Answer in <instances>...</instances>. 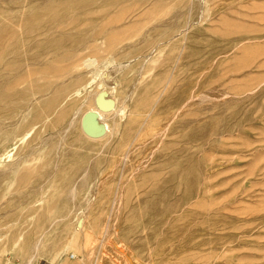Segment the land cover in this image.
<instances>
[{
    "label": "rangeland",
    "instance_id": "rangeland-1",
    "mask_svg": "<svg viewBox=\"0 0 264 264\" xmlns=\"http://www.w3.org/2000/svg\"><path fill=\"white\" fill-rule=\"evenodd\" d=\"M124 2L131 54L19 71L30 106L19 127L1 121L14 135L0 142V264H264V0ZM85 114L89 133H112L86 136Z\"/></svg>",
    "mask_w": 264,
    "mask_h": 264
},
{
    "label": "bare ground",
    "instance_id": "bare-ground-1",
    "mask_svg": "<svg viewBox=\"0 0 264 264\" xmlns=\"http://www.w3.org/2000/svg\"><path fill=\"white\" fill-rule=\"evenodd\" d=\"M5 1V0H4ZM63 1V0H62ZM61 0H36V1H32L29 2V4L27 5H23V6H10L9 8H7L8 6H0V129H3L1 135H0V142L1 141H6L8 140L7 138L9 136L14 135L12 130L9 128L6 129L4 126V122L2 123L1 121L5 120H10V122L15 125L17 124V127H19L18 123H17V118L20 115H25L24 113L27 112L29 110V106L28 105V97H26L27 95V91L26 90H20L21 88H15V82L18 80L19 75L21 73H19V71L21 70L24 64V62L29 64H33L34 62L39 61V63L43 62L44 60H49L48 58H58L62 61H74L75 63H77V68H79L81 66L82 62L81 60L83 58H87L89 61H91V59L93 58V60L91 61V63L89 65H87V67H89L90 65H93L95 62V57L99 56L100 54H105V57L107 56L108 58L112 59V58H116V57H123L126 55V53L131 54V50L132 47H134V44L132 41L130 43L125 42V37H121V35H125L126 33H131L130 35L128 34V37H133L136 35V33L138 32L137 26L134 25L133 23H126L123 21L124 19H120L121 16L127 11L128 7L126 6H116V4H118L120 2V0H106V2H104V0H102L103 2H99V6H97V0H80L78 1L79 4L76 6H68L66 5V3H63ZM70 0H68L69 2ZM73 2V0H71ZM125 4L127 3V5H131L128 0H124ZM128 1V2H126ZM135 0H133L134 2ZM138 1V0H137ZM141 1V0H140ZM7 2V1H6ZM9 2V1H8ZM7 2V3H8ZM11 2V1H10ZM56 4H55V3ZM67 2V1H66ZM132 2V3H133ZM27 3V2H26ZM135 3V2H134ZM133 3V4H134ZM137 3V2H136ZM54 5V6H52ZM135 5V4H134ZM27 7L28 8V14H25V12H22L26 15V18H22L23 20L20 19V17H24L23 15H19L20 11L24 8ZM132 7V6H131ZM188 7V6H187ZM186 7V8H187ZM132 10V9H131ZM190 10V9H189ZM181 11V10H180ZM130 12V11H129ZM184 12V10H183ZM182 12V13H183ZM186 12V11H185ZM175 14L177 13V11L174 12ZM188 13V12H187ZM127 14V13H126ZM173 14V13H172ZM174 14V15H175ZM185 14V13H184ZM183 14V15H184ZM29 15V16H28ZM160 15V14H159ZM162 15V14H161ZM164 15V14H163ZM187 15V14H186ZM112 16V17H111ZM167 16V15H166ZM176 16V15H175ZM181 16V15H179ZM185 16V15H184ZM175 18L174 16H169V18ZM182 17V16H181ZM164 18V17H163ZM168 17H166L165 19H167ZM183 18V17H182ZM158 19V17L156 18ZM160 19V17H159ZM162 19V18H161ZM122 20V21H121ZM173 20V19H172ZM158 21V20H157ZM168 21V20H166ZM175 20H173L172 22H174ZM179 21V20H177ZM154 22V21H153ZM170 22V20H169ZM141 23V22H140ZM176 23V21H175ZM151 24V23H149ZM155 24V23H154ZM181 24V23H180ZM152 25V24H151ZM156 25V24H155ZM159 25V24H157ZM182 25V24H181ZM179 25V26H181ZM146 26V25H145ZM150 26V25H148ZM160 26V25H159ZM177 26V25H175ZM18 27V29L16 28ZM137 28V29H136ZM151 28V27H150ZM149 28V29H150ZM155 28V27H154ZM143 29V28H142ZM146 29H148V27H146ZM146 29H144V32H140L142 33V35L144 33H146ZM148 29V30H149ZM158 29V28H157ZM146 30V31H145ZM155 32V29H151V31ZM162 30V28H161ZM176 30V29H175ZM150 31V30H149ZM157 31V30H156ZM159 31V30H158ZM166 32V31H165ZM151 33V32H150ZM138 34V33H137ZM153 34V33H152ZM156 33H154L155 35ZM169 35V32L166 33L164 35L165 38L171 37V35ZM173 34V33H172ZM177 34V33H176ZM175 34V35H176ZM123 35V36H124ZM147 35V36H146ZM151 35V34H149ZM148 34H145L144 37H148ZM167 35V36H166ZM138 36V35H137ZM161 36V34L159 35ZM175 37V36H174ZM151 41V38L148 37ZM153 38V37H152ZM163 38V37H162ZM164 38V39H165ZM250 38V37H248ZM135 39H138L135 38ZM147 39V38H145ZM155 39V38H154ZM158 38L156 37V40ZM241 39V38H240ZM246 39V37H245ZM259 39V38H258ZM153 40V39H152ZM155 40V41H156ZM239 40V39H238ZM237 40V41H238ZM244 40V39H242ZM252 40V39H251ZM106 41V42H105ZM138 41L142 42L143 37H139ZM137 41V42H138ZM147 41L146 42H150ZM154 41V42H155ZM160 41H162V39H160ZM248 41V40H247ZM138 42V43H139ZM140 42V43H141ZM159 42V41H158ZM156 42V43H158ZM144 43V42H142ZM147 44V43H146ZM152 44V42H151ZM149 44V45H151ZM155 43H153L152 45H154ZM141 45V44H140ZM148 45V46H149ZM235 45V44H234ZM144 47V45H142ZM155 47V46H154ZM235 47V46H234ZM150 49V47H149ZM148 49V50H149ZM138 50V49H137ZM135 51V49L133 50V52ZM150 52V51H149ZM144 54V53H143ZM88 55V57H87ZM214 55V54H213ZM116 56V57H115ZM129 57V55H127ZM145 57V55H144ZM147 57V55H146ZM215 57V56H214ZM101 58V57H100ZM139 58V57H138ZM148 58V57H147ZM212 58V57H211ZM123 59V58H122ZM125 59V58H124ZM215 59V58H214ZM212 59V60H214ZM98 60V59H97ZM102 60V59H101ZM108 60V59H107ZM209 59V61H212ZM51 61V60H50ZM84 61V60H83ZM94 61V62H93ZM114 61V59H113ZM122 61V60H121ZM208 61V62H209ZM47 62V61H44ZM104 62V61H103ZM206 62V64L208 63ZM40 65L43 66L44 64L42 63ZM210 63V62H209ZM208 63V64H209ZM63 64V63H62ZM98 64V62H97ZM124 64V63H123ZM25 65V64H24ZM52 65V64H51ZM205 65V62L204 64ZM31 66V65H30ZM34 66V65H33ZM57 66V65H54ZM66 66V64H65ZM29 67V66H28ZM36 67V65H35ZM53 66L49 67L47 66H43L42 68H39L41 70H48L50 68H52ZM30 68V67H29ZM37 68H38V64H37ZM70 68V67H69ZM90 68V67H89ZM203 68V67H202ZM25 69L26 68H22ZM31 69V68H30ZM29 69V70H30ZM88 69V68H87ZM32 70V69H31ZM70 69H68L67 71H69ZM74 70V69H73ZM71 70V71H73ZM35 71V70H34ZM62 71V70H60ZM82 71V69H81ZM80 70L78 72H81ZM30 72V71H29ZM43 72V71H42ZM59 72V71H58ZM82 72H85L84 70ZM86 72L88 73V71L86 70ZM37 73V72H35ZM64 73V72H63ZM202 73V72H201ZM46 74V73H45ZM82 77V74L79 73ZM33 75V74H32ZM199 78H200V74ZM52 76H54L52 74ZM57 77H59L60 75H55ZM66 76V75H65ZM74 75H72L73 77ZM25 77V76H24ZM35 77V76H34ZM62 77V75H61ZM84 77V76H83ZM197 77V76H196ZM33 77H31L30 80ZM38 78V77H37ZM68 78V76H67ZM70 78V77H69ZM77 78V77H76ZM191 78V77H190ZM194 78V77H192ZM198 78V77H197ZM198 78V80H199ZM21 80V79H20ZM27 80V79H25ZM29 80V82L31 83V81ZM66 80V78H65ZM68 80V79H67ZM195 81V79H193ZM192 80V81H193ZM23 81V80H22ZM58 81V80H57ZM57 81L55 83H57ZM64 81V80H63ZM189 81V80H188ZM33 82V81H32ZM36 82V81H35ZM59 82V81H58ZM62 83V80L60 81ZM67 82V81H66ZM20 83V82H19ZM28 83V82H27ZM60 83V84H61ZM68 83V82H67ZM82 83V81H81ZM96 83V82H95ZM17 84V83H16ZM53 84V83H52ZM58 84V83H57ZM198 84V83H197ZM45 85V84H44ZM196 85V84H195ZM21 86V85H20ZM26 86V85H25ZM35 86V85H34ZM99 86V85H98ZM101 86V84H100ZM55 87V85H54ZM57 87V86H56ZM94 87V85H93ZM191 87V86H190ZM33 88V87H31ZM52 88V87H51ZM59 88V87H58ZM54 89V88H53ZM64 89V88H63ZM71 89V88H70ZM74 89V88H73ZM196 89V88H195ZM194 89V90H195ZM39 90V89H38ZM48 90V89H47ZM201 90V89H200ZM58 91V90H56ZM112 91V90H111ZM184 91V89H183ZM34 92V91H32ZM35 92H38L37 90ZM50 92V90H49ZM65 92V91H64ZM92 92V91H91ZM94 92V91H93ZM102 92V91H101ZM42 93V92H41ZM55 93V92H54ZM61 93V92H59ZM89 93V92H88ZM121 93V92H120ZM129 93V92H128ZM46 94H50L48 92H46ZM53 94V93H52ZM91 94V93H90ZM88 94V95H90ZM94 94V93H93ZM98 94V93H97ZM101 94V93H100ZM99 94V95H100ZM103 94V93H102ZM122 94V93H121ZM124 94V93H123ZM122 94V95H123ZM189 94H191V92H189ZM202 94V92H201ZM43 95V94H42ZM41 95V96H42ZM55 95V94H53ZM69 95V94H68ZM87 95V96H88ZM106 95V93H105ZM119 95V94H118ZM188 95V93H187ZM192 95V94H191ZM197 95V94H196ZM39 96V95H38ZM63 96L65 97L64 93ZM62 96V97H63ZM121 97V95H119ZM199 96V93H198ZM30 97V96H29ZM46 97V99L49 97ZM44 97H42L44 99ZM61 97V96H60ZM89 97V96H88ZM87 97V98H88ZM94 97V96H93ZM105 97V96H104ZM118 97V98H120ZM191 97V96H190ZM20 98H24L25 100V104L26 106L21 107L19 104L16 103V101ZM34 98V97H33ZM57 98V97H56ZM86 98V99H87ZM102 98L103 97H99L97 98V104H100L102 106L103 109H107L108 108V103H104L102 102ZM122 98V97H121ZM192 98V97H191ZM49 99V98H48ZM47 99V102L50 100ZM55 99V98H54ZM60 99V98H59ZM85 99V100H86ZM123 99V98H122ZM181 99V98H180ZM194 99V98H193ZM192 99V100H193ZM35 100V99H34ZM62 100V98H61ZM61 100L59 102H61ZM64 100V98H63ZM124 100V99H123ZM122 100V101H123ZM188 100H191L190 98H188ZM42 99H41V103H42ZM45 101V100H44ZM43 101V103H44ZM56 101V100H55ZM93 101V100H92ZM178 101V100H177ZM177 101H175L177 103ZM180 101V100H179ZM178 101V102H179ZM24 102V101H23ZM30 102V101H29ZM46 102V101H45ZM46 102V103H47ZM51 102V101H50ZM124 102V101H123ZM173 102V103H175ZM187 102V101H186ZM185 102V103H186ZM22 104V102H20ZM49 103V102H48ZM47 103V105H49ZM184 103V104H185ZM33 104V101L31 103V105ZM55 104V103H54ZM53 104V105H54ZM24 105V104H23ZM28 105V106H27ZM51 105V104H50ZM123 105V104H122ZM83 106V105H81ZM79 106V107H81ZM93 106V104H92ZM175 104L172 106L174 108ZM182 106V105H181ZM49 107V106H48ZM52 107V106H50ZM176 107V106H175ZM25 108V109H24ZM47 108V107H46ZM121 108V107H120ZM184 108V107H183ZM208 108V107H207ZM206 108V109H207ZM35 109V108H33ZM32 109V110H33ZM50 108L46 109L49 110ZM92 109V108H91ZM177 109V107H176ZM179 109V108H178ZM97 110V109H96ZM120 110V109H119ZM175 110V108H174ZM183 110V109H181ZM180 110V111H181ZM203 110V109H202ZM201 110V111H202ZM52 111V110H51ZM50 111V112H51ZM65 111V110H64ZM78 111V110H77ZM167 111V110H166ZM177 111V110H176ZM201 111H199V114L201 113ZM208 111V109H207ZM29 112V111H28ZM31 112V111H30ZM37 112V111H36ZM49 112V111H48ZM88 112V111H87ZM96 112V111H95ZM116 112V111H115ZM165 112V111H164ZM163 112V114H164ZM171 112L172 109H171ZM38 113V112H37ZM92 113V112H91ZM101 113V112H99ZM169 114V112H167ZM178 113V112H177ZM35 114V113H34ZM62 114V113H61ZM94 114L95 118L97 115V113H92ZM110 114V113H108ZM63 115V114H62ZM74 115V114H73ZM35 116V115H34ZM65 116V115H64ZM105 116V115H104ZM169 117V115H166ZM171 116V114H170ZM173 116V114H172ZM171 116V117H172ZM205 116V115H204ZM60 117V116H59ZM58 117V118H59ZM153 117V116H152ZM174 117V116H173ZM203 117V115L201 116ZM201 117H199V119H201ZM26 117H23V120ZM72 118V117H71ZM82 118V117H79ZM87 118H91V117H87ZM94 118V117H93ZM94 118V119H95ZM149 118V117H148ZM147 118V119H148ZM92 119V118H91ZM105 119V118H104ZM107 119V118H106ZM151 118L148 119L145 122L150 123L149 120ZM174 119V118H173ZM190 119V118H187ZM194 119V118H193ZM192 119V120H193ZM198 119V120H199ZM20 120V117H19ZM68 120V119H67ZM70 120V119H69ZM80 120V119H79ZM100 119H98L99 122ZM102 120V119H101ZM145 120V119H144ZM152 120V119H151ZM166 120V117L165 119ZM169 120V119H168ZM197 120V119H194ZM104 121V120H102ZM106 121V120H105ZM104 121V122H105ZM116 121V120H115ZM114 121V122H115ZM119 121V120H118ZM117 121V122H118ZM170 121V120H169ZM168 121V122H169ZM25 122V121H24ZM81 122V120H80ZM102 124V126L100 128H94L92 130L93 134H101L100 136L97 137H93V140H99L102 139L104 137H106L107 135H110L112 132L110 131V128L108 126V124L104 123ZM154 122V121H153ZM9 123V121L7 122ZM20 123V121H19ZM10 124V123H9ZM80 124V123H79ZM113 124V123H112ZM145 124V125H146ZM153 124V123H152ZM150 123V125H152ZM167 124L164 123V125ZM11 125V124H10ZM9 125V126H10ZM88 125V123H87ZM115 124H113L112 126H114ZM144 125V124H143ZM162 125V124H161ZM168 125V124H167ZM119 126V124H118ZM163 126V125H162ZM170 126V125H169ZM8 127V126H7ZM22 127V126H20ZM140 127V126H139ZM147 127V126H146ZM80 130L81 127L79 126ZM114 127H112L113 129ZM164 128H166L164 126ZM170 128V127H169ZM14 129V128H13ZM142 130H144L143 128H141ZM168 129V127H167ZM166 130V129H165ZM15 131V130H14ZM107 132V133H106ZM119 132V130H118ZM91 133V134H92ZM82 134V133H81ZM161 135V134H160ZM159 136V133H158ZM84 137V136H83ZM88 138V137H87ZM90 138V137H89ZM88 138V139H89ZM160 138V137H159ZM11 139V138H9ZM91 139V138H90ZM161 140V138H160ZM152 142V141H151ZM156 142V141H155ZM155 145V143H153ZM3 145V144H2ZM1 146V145H0ZM104 146V145H103ZM189 146V145H188ZM133 146H131L132 148ZM128 148V149H131ZM134 148V147H133ZM102 149V147H101ZM188 149V148H187ZM132 150V149H131ZM151 151V150H150ZM125 152L123 153L124 156ZM130 155V154H128ZM125 158V157H124ZM128 158V157H127ZM130 160V159H129ZM128 160V162H129ZM155 178V177H153ZM156 182V181H155ZM160 183V182H159ZM163 186V185H161ZM160 186V187H161ZM165 186V185H164ZM163 186V187H164ZM153 187V186H152ZM159 185L157 184L156 186V190L158 189ZM155 189V188H153ZM178 189V187H177ZM164 192L166 190H163ZM154 192V190L152 191ZM157 192V191H156ZM70 195V194H69ZM162 196L163 193H162ZM166 198V197H165ZM141 204V202H140ZM140 207V206H139ZM142 208V207H141ZM104 236V235H103ZM110 236V235H109ZM80 238V236H79ZM81 240V238H80ZM119 241V240H118ZM116 243V242H115ZM120 243V242H119ZM107 245H109L110 247H114V249H120L121 247V243H120V247H115V245H112L109 243V241L107 240ZM109 246L108 249H109ZM124 248V247H123ZM122 249H120L117 252H121ZM114 252V251H113ZM116 253V252H115ZM123 254V253H122ZM87 255V254H86ZM120 256V255H119ZM123 256H121V259L123 260ZM149 259V257H148ZM110 262V261H109ZM126 264H134L132 263L129 259L125 260ZM114 264H119L117 261L114 262ZM125 264V263H124Z\"/></svg>",
    "mask_w": 264,
    "mask_h": 264
},
{
    "label": "water",
    "instance_id": "water-1",
    "mask_svg": "<svg viewBox=\"0 0 264 264\" xmlns=\"http://www.w3.org/2000/svg\"><path fill=\"white\" fill-rule=\"evenodd\" d=\"M86 115H87V114H85V115L82 117V119H81V129H82L83 133H84L86 136H92V137L100 136L102 133L96 135V134H93L91 131H90V133L87 131V129H86L87 127H85V124H86ZM93 122H94V123H97L96 119H93ZM91 133H92V134H91Z\"/></svg>",
    "mask_w": 264,
    "mask_h": 264
},
{
    "label": "clouds",
    "instance_id": "clouds-1",
    "mask_svg": "<svg viewBox=\"0 0 264 264\" xmlns=\"http://www.w3.org/2000/svg\"><path fill=\"white\" fill-rule=\"evenodd\" d=\"M94 62V61H93Z\"/></svg>",
    "mask_w": 264,
    "mask_h": 264
}]
</instances>
